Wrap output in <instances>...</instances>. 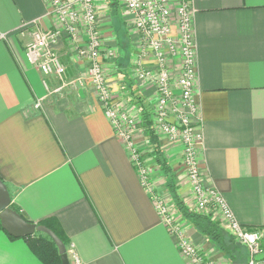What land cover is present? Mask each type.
Returning a JSON list of instances; mask_svg holds the SVG:
<instances>
[{
    "label": "crops",
    "instance_id": "1",
    "mask_svg": "<svg viewBox=\"0 0 264 264\" xmlns=\"http://www.w3.org/2000/svg\"><path fill=\"white\" fill-rule=\"evenodd\" d=\"M49 1L0 0V179L10 192V206L28 221H47L61 231L69 264L72 253L80 264H189L93 88L62 86L27 61L24 47L34 21L41 28H59ZM97 2L103 48L114 52L108 58L103 51L102 71L113 98L134 117L139 113L133 97L146 90L131 70L139 62L132 16L119 1L117 16L111 0ZM191 3L202 182L220 191L241 226L264 230V0ZM78 45L61 31L55 47L67 82L84 71ZM134 133L136 146L148 152L142 131ZM158 140L175 171L174 196L189 208V184L176 170L181 147L162 135ZM149 157L144 163L153 191L183 233L216 264H229L178 210L165 176ZM205 211L200 213L221 224L217 213ZM32 239H13L0 229V264H42L31 250Z\"/></svg>",
    "mask_w": 264,
    "mask_h": 264
},
{
    "label": "built area",
    "instance_id": "2",
    "mask_svg": "<svg viewBox=\"0 0 264 264\" xmlns=\"http://www.w3.org/2000/svg\"><path fill=\"white\" fill-rule=\"evenodd\" d=\"M98 0H50L49 9L59 28H41L34 21L31 38L26 44L27 61L45 76H54L62 85H89L99 101L103 114L110 123L114 134L126 146L129 159L134 163L140 178V184L149 192L155 209L162 222L174 235L178 247L189 264H216L206 254L193 246L192 241L183 232L170 213L166 202L153 191L148 176V167L142 159V152L134 139L135 123L120 101L111 95L103 69V51L109 57L114 52L103 48V37L98 24ZM125 12L132 16L133 31L138 35L137 56L154 59L158 65L157 74L150 68L139 65L131 69L133 75L144 83L156 88L155 117L151 128L153 133L166 137L181 145V164L187 182L191 187L196 207L217 211L221 226L242 244L248 251L246 264H264V258L257 260L256 255L264 251L262 241L264 231L247 229L235 218L231 207L220 191L205 185L199 161L198 149L203 145V132L199 118V107L194 96L196 82V45L193 33L192 0H118ZM74 42H80L77 48L79 59L84 61L83 73L72 82L66 80V67L59 60L56 49L61 31ZM171 58L179 63V72L173 79L165 61ZM156 65V64H155ZM166 67V68H165ZM45 85V82H44ZM37 106L39 103L36 104ZM73 264H80L72 253Z\"/></svg>",
    "mask_w": 264,
    "mask_h": 264
},
{
    "label": "trees",
    "instance_id": "3",
    "mask_svg": "<svg viewBox=\"0 0 264 264\" xmlns=\"http://www.w3.org/2000/svg\"><path fill=\"white\" fill-rule=\"evenodd\" d=\"M112 3L110 6H112V15L117 16V9H118V0H111ZM134 105L137 108L139 115L141 116L142 124H143V131L146 133V142L148 145H150V155L152 160L157 164L159 171L163 173L166 179L167 187L170 189L171 195L175 194V189L173 188V175L170 170V166L168 164V161L166 158H164V154L160 148L159 140L157 135L152 133L151 125L149 119V102L146 101V99L139 94L134 95ZM175 197V203L177 205L178 210L181 212V214L187 219V221H190L193 226L200 231V233H203L205 236H207L215 245V247L224 254V257H226L229 261V264H235L237 262V257L234 254L235 251L240 250L241 246L237 247V245L233 241V237L230 234H227L225 230L219 225L218 222L210 220L207 215H203L200 213H194L190 211L188 208H186L178 199ZM12 208V207H11ZM13 209V208H12ZM15 210V209H14ZM16 211V210H15ZM18 212V211H17ZM19 213V212H18ZM25 219V218H24ZM26 220V219H25ZM28 221V220H27ZM36 225H44L45 227L50 228L58 237L62 240L65 247L67 246V240L65 236L56 229L51 223L47 221H41L37 222ZM1 230H3L0 227ZM4 231V230H3ZM6 232V231H5ZM39 233V232H38ZM8 234V233H6ZM10 238L15 239V237H12L8 234ZM33 238V242L31 247V250L35 255L38 257L40 262L42 264H60V255L57 252V247L48 237L47 235L40 233L39 235L28 236L24 239ZM263 242V241H262ZM261 242V243H262ZM262 247L264 249V245L262 244ZM244 255H241L240 257L243 258Z\"/></svg>",
    "mask_w": 264,
    "mask_h": 264
},
{
    "label": "rangeland",
    "instance_id": "4",
    "mask_svg": "<svg viewBox=\"0 0 264 264\" xmlns=\"http://www.w3.org/2000/svg\"><path fill=\"white\" fill-rule=\"evenodd\" d=\"M121 3V2H120ZM123 4V3H122ZM137 52H138V49H137ZM137 54V53H136ZM139 58V57H138ZM139 60V62L141 63L140 65H142L143 66V62L142 61H146V62H144V64L145 63H151V66H148L147 67V65H144V67H147V69L148 68H150V69H152L153 71H154V73H156L157 74V71H158V65H157V62L154 60V59H152V58H149V57H147L146 59H141V61H140V59H138ZM139 62L133 67L134 68V70H135V67L136 66H138L139 65ZM168 62H169V64H171V66L172 67H170V74H171V76H172V78L174 79L176 76H177V74H178V72H179V68H178V66H179V63L177 62V61H175V60H172L171 58H168L166 61H165V64H166V66L168 67ZM156 64V65H155ZM166 68V67H165ZM133 73H135V72H133V70H132V75H133ZM134 77H135V75H133ZM136 78V77H135ZM137 79V78H136ZM138 80V79H137ZM137 82H139V88L142 90H146V94H144V95H146V98H148V99H150V101L149 100H147L145 97H144V95H142L141 93L142 92H139V95H142L146 100H147V102H149V107H150V110H149V121H150V125H152V122L154 121L153 120V118L155 117V112H154V106H155V103H156V88H155V86L154 85H152V84H149V83H144V82H141L140 80H138ZM149 90L151 91V92H149ZM148 91V92H147ZM145 92V91H144ZM134 103V102H133ZM132 117V116H131ZM134 120V123H135V129H136V131L138 132L139 130H141L142 131V133L144 134V136H145V141H146V133H144V131H143V124H142V120H140L141 119V116L140 115H138V114H136L134 117H132ZM152 129V128H151ZM152 133H153V130H152ZM155 134V133H154ZM155 135H157V134H155ZM157 137H158V135H157ZM135 139V141H136V138H134ZM147 143V142H146ZM136 144H137V142H136ZM177 144H179V142L177 143ZM180 145V144H179ZM148 146V145H147ZM180 147H181V145H180ZM148 148H149V146H148ZM140 151H142V158L144 159V161H145V163H146V160H148L147 159V157L148 156H150L149 158H151V155H150V151L151 150H149L148 152H146V151H143L142 149H140ZM147 153H148V156H147ZM165 156V155H164ZM165 158V157H164ZM152 159V158H151ZM167 159V158H166ZM167 161H168V164H169V166H170V163H169V160L167 159ZM182 167V164H181V159H180V163H179V167H178V169H176V170H179L180 172L182 171L183 172V170L182 169H180ZM170 170H171V166H170ZM174 172V173H173ZM149 173V172H148ZM171 173H172V175H173V180H174V182H172L173 183V188L175 189L176 188V183L175 182H177L176 180L177 179H175V177L174 176H176L175 175V171L174 170H171ZM185 179H186V176H185ZM150 181V180H149ZM185 182H187V179H186V181ZM187 184H189L188 182H187ZM152 185V184H151ZM166 187H167V184H166ZM189 190H190V195H192V191H191V187L189 186ZM151 195H153V193H150ZM186 208H187V203L186 202H184V201H182V200H180V199H178ZM197 205H196V203H195V199H194V196L192 195V205L190 204V207L188 208L190 211H193L194 213H200L201 211H205V210H203V209H199L198 207H196ZM191 208V209H190ZM206 212V211H205ZM206 213H209L208 215H210V214H214V213H217V215H219L218 214V212L215 210V211H209L208 210V212H206ZM201 214V213H200ZM209 217V216H208ZM210 219V218H209ZM210 220H212V221H215V222H218L217 220H214V219H210ZM221 222V221H220ZM219 223V222H218ZM221 225V224H220ZM222 227V226H221ZM223 228V227H222ZM224 230H225V232L227 233V234H230L229 232H227V230L225 229V228H223ZM260 230V229H259ZM262 231H264V230H262ZM36 235H39V233L38 232H36ZM233 239V241H234V243L237 245V247L239 246H241L242 248H241V251L240 250H237V251H235L234 252V254L236 255L235 257H237V262H235V264H246V262H247V259H248V257H247V255H248V251H247V249L245 248V247H243V245L242 244H239L234 238H232ZM262 244L264 245V239H263V242H262ZM241 255H244L243 256V258L242 257H240Z\"/></svg>",
    "mask_w": 264,
    "mask_h": 264
},
{
    "label": "water",
    "instance_id": "5",
    "mask_svg": "<svg viewBox=\"0 0 264 264\" xmlns=\"http://www.w3.org/2000/svg\"><path fill=\"white\" fill-rule=\"evenodd\" d=\"M5 183L0 179V227L9 235L15 238H27L36 232L43 233L50 237L57 247L60 255V264H69L66 247L61 239L48 227L36 225L35 222L25 220L20 213L11 208L10 192ZM257 260L264 258V251L255 257Z\"/></svg>",
    "mask_w": 264,
    "mask_h": 264
}]
</instances>
